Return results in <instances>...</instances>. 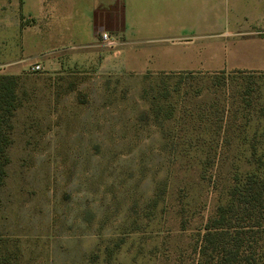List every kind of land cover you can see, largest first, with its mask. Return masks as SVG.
I'll return each instance as SVG.
<instances>
[{"label": "rangeland", "instance_id": "rangeland-1", "mask_svg": "<svg viewBox=\"0 0 264 264\" xmlns=\"http://www.w3.org/2000/svg\"><path fill=\"white\" fill-rule=\"evenodd\" d=\"M217 5L222 18H264V0ZM14 76L0 264H220L219 249L202 253L207 227L238 180L264 176V74ZM259 230L238 264H264Z\"/></svg>", "mask_w": 264, "mask_h": 264}, {"label": "crops", "instance_id": "crops-1", "mask_svg": "<svg viewBox=\"0 0 264 264\" xmlns=\"http://www.w3.org/2000/svg\"><path fill=\"white\" fill-rule=\"evenodd\" d=\"M217 7V0H0V74L28 72L33 62L52 76L88 69L264 74V18H222ZM238 49L256 51L262 62L239 68Z\"/></svg>", "mask_w": 264, "mask_h": 264}, {"label": "trees", "instance_id": "trees-1", "mask_svg": "<svg viewBox=\"0 0 264 264\" xmlns=\"http://www.w3.org/2000/svg\"><path fill=\"white\" fill-rule=\"evenodd\" d=\"M16 84L17 76L0 74V186L8 162L6 148L10 142V120L17 106ZM238 181L229 192V201L218 206L216 217L203 236L202 253L219 249L223 255L220 264H238L241 249L246 246L244 240L254 236L259 229L264 231V176L252 172Z\"/></svg>", "mask_w": 264, "mask_h": 264}, {"label": "built area", "instance_id": "built-area-1", "mask_svg": "<svg viewBox=\"0 0 264 264\" xmlns=\"http://www.w3.org/2000/svg\"><path fill=\"white\" fill-rule=\"evenodd\" d=\"M101 38L107 40L108 39V34L106 32H102L101 33ZM28 70L30 72H39V71L42 70V66L38 62H33V63H31L29 65Z\"/></svg>", "mask_w": 264, "mask_h": 264}]
</instances>
